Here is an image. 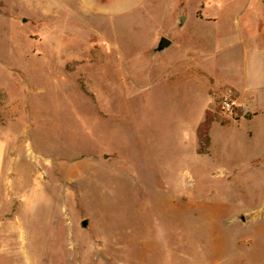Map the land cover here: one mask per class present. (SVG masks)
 <instances>
[{
    "label": "rangeland",
    "instance_id": "374dc122",
    "mask_svg": "<svg viewBox=\"0 0 264 264\" xmlns=\"http://www.w3.org/2000/svg\"><path fill=\"white\" fill-rule=\"evenodd\" d=\"M73 4L0 0L10 195L48 203L2 223L0 264H264V0L151 1L104 40Z\"/></svg>",
    "mask_w": 264,
    "mask_h": 264
},
{
    "label": "crops",
    "instance_id": "0c3cea01",
    "mask_svg": "<svg viewBox=\"0 0 264 264\" xmlns=\"http://www.w3.org/2000/svg\"><path fill=\"white\" fill-rule=\"evenodd\" d=\"M151 1L153 3L151 5L154 7L155 0H74L73 5L79 14L82 13L83 17L89 19V23L88 21L85 22L82 20L83 23L88 26L89 31H93L97 34L99 39L104 40L105 37L101 34L103 29L100 26L102 23H98L100 18H104L105 22L103 24L108 26V22L112 23L114 19L123 18L125 16L141 12ZM196 16L203 19L200 11L196 12ZM170 42L171 43L164 48L174 46L176 43L175 40H170ZM186 50L189 51L187 48ZM150 51L160 52L154 51V49ZM16 165V144L14 142L10 143L6 138L0 136V227L2 223L5 224V226L8 227L9 233L16 232L17 221L20 219V214L23 210L25 214L27 213L26 210H28L29 215H35L34 210L36 208V204L37 207L40 206L41 208V219L43 220V217H45L46 222H48V214H43V208L47 206L48 203L47 197L41 191L42 185H37L35 189H31L29 193H25L24 195L20 194L19 200L22 203H19V206L16 203L17 197L10 195L11 189L13 190V180L11 179V176L18 170L19 172L23 171L21 167L18 169ZM35 183L39 184L37 182ZM23 200L27 201L23 203ZM33 201L36 203L33 204ZM7 216L8 218L6 220ZM2 217H5L4 221L2 220Z\"/></svg>",
    "mask_w": 264,
    "mask_h": 264
},
{
    "label": "trees",
    "instance_id": "16d2710c",
    "mask_svg": "<svg viewBox=\"0 0 264 264\" xmlns=\"http://www.w3.org/2000/svg\"><path fill=\"white\" fill-rule=\"evenodd\" d=\"M215 119H217V116L215 115V113H213L210 110H206L204 114V119L197 127V136L201 144L198 150L199 152H203L204 147H206V145H208L209 143L208 131H209L210 125Z\"/></svg>",
    "mask_w": 264,
    "mask_h": 264
},
{
    "label": "built area",
    "instance_id": "2783aa9c",
    "mask_svg": "<svg viewBox=\"0 0 264 264\" xmlns=\"http://www.w3.org/2000/svg\"><path fill=\"white\" fill-rule=\"evenodd\" d=\"M236 105H238L237 100L234 97L232 90L225 89L221 97V109L226 113H231Z\"/></svg>",
    "mask_w": 264,
    "mask_h": 264
},
{
    "label": "water",
    "instance_id": "95a60500",
    "mask_svg": "<svg viewBox=\"0 0 264 264\" xmlns=\"http://www.w3.org/2000/svg\"><path fill=\"white\" fill-rule=\"evenodd\" d=\"M171 43L166 37H161L159 42L157 43L156 47L154 48V51H160L164 47H167ZM87 224V220H83L81 222L82 226H85Z\"/></svg>",
    "mask_w": 264,
    "mask_h": 264
}]
</instances>
